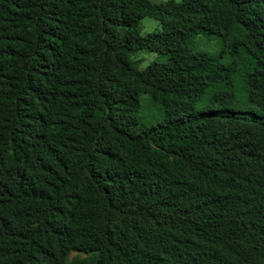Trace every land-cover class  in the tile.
<instances>
[{
    "label": "trees",
    "instance_id": "1",
    "mask_svg": "<svg viewBox=\"0 0 264 264\" xmlns=\"http://www.w3.org/2000/svg\"><path fill=\"white\" fill-rule=\"evenodd\" d=\"M0 264H264V0H0Z\"/></svg>",
    "mask_w": 264,
    "mask_h": 264
},
{
    "label": "rangeland",
    "instance_id": "2",
    "mask_svg": "<svg viewBox=\"0 0 264 264\" xmlns=\"http://www.w3.org/2000/svg\"><path fill=\"white\" fill-rule=\"evenodd\" d=\"M152 2L159 3L166 0H151ZM179 1V0H177ZM142 30L141 34L146 35L155 31H159L162 28L161 22L153 17L145 16L141 20ZM164 58L156 52L141 51L137 55L138 65L140 68L146 67L149 63L154 60H163ZM143 105L146 104L147 95H142Z\"/></svg>",
    "mask_w": 264,
    "mask_h": 264
}]
</instances>
